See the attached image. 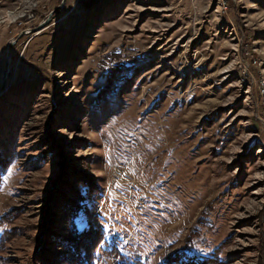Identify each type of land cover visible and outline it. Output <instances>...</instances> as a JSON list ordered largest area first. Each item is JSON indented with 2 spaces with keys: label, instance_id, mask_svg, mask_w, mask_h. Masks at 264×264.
I'll use <instances>...</instances> for the list:
<instances>
[{
  "label": "rangeland",
  "instance_id": "rangeland-1",
  "mask_svg": "<svg viewBox=\"0 0 264 264\" xmlns=\"http://www.w3.org/2000/svg\"><path fill=\"white\" fill-rule=\"evenodd\" d=\"M11 41L0 264H85L66 198L87 264H264V0H0V86Z\"/></svg>",
  "mask_w": 264,
  "mask_h": 264
},
{
  "label": "trees",
  "instance_id": "trees-1",
  "mask_svg": "<svg viewBox=\"0 0 264 264\" xmlns=\"http://www.w3.org/2000/svg\"><path fill=\"white\" fill-rule=\"evenodd\" d=\"M79 194L80 197H83L82 193L79 192ZM63 201L64 203L62 204V209H64L63 213H66L64 215V219L68 221L67 229L69 234H67V238L65 239L63 237L59 238L56 234L54 236L58 237L60 240L61 243L59 244L61 247H64L65 249L67 248L66 250L68 253L66 255L74 257V254H79L83 262L87 264V258L89 255H93L94 250L102 240L104 233L101 229L95 228L91 225H87L82 230H79L76 226L75 219L84 206L83 200H78L76 204H74L72 200H69L68 198ZM2 237H4V235H2ZM2 237L0 238V241L3 240ZM5 239L6 238H4V240ZM77 248L79 249V252L76 251ZM164 260L165 264H214L215 258L208 257L202 259L195 255L187 256L185 254L176 253L173 256H169L168 258L166 257ZM120 264L134 263L123 261Z\"/></svg>",
  "mask_w": 264,
  "mask_h": 264
},
{
  "label": "water",
  "instance_id": "water-1",
  "mask_svg": "<svg viewBox=\"0 0 264 264\" xmlns=\"http://www.w3.org/2000/svg\"><path fill=\"white\" fill-rule=\"evenodd\" d=\"M44 24V23H43ZM42 24V25H43ZM41 27V26H40ZM41 29L38 28V29H35L34 32H38L40 31ZM25 34V33H24ZM14 44V41H11L9 44H8V47H7V56H6V61H5V64H4V69H3V74H2V79H1V86H0V92L5 88V84H6V78H7V73H8V70H9V63H10V50H11V47L12 45Z\"/></svg>",
  "mask_w": 264,
  "mask_h": 264
}]
</instances>
